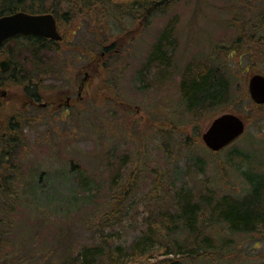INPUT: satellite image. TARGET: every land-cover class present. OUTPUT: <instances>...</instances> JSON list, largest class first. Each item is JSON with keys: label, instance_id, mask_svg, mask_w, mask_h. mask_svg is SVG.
<instances>
[{"label": "rangeland", "instance_id": "rangeland-1", "mask_svg": "<svg viewBox=\"0 0 264 264\" xmlns=\"http://www.w3.org/2000/svg\"><path fill=\"white\" fill-rule=\"evenodd\" d=\"M163 9L152 17H141L145 20L126 16L122 23L111 21L112 29L108 26V31L126 36L120 39L121 51L115 47L114 55L107 60L101 54H107L108 50L94 31L81 24L72 29L60 25L66 36L69 31H77L74 40L69 38L71 43L82 49L86 45L93 47L97 65L83 68L86 57L77 59L81 51H63L58 46L70 71L46 78L42 88L52 91L57 98L62 91L79 84L85 77L83 73L89 71V84L78 95L83 100L72 106L75 112L81 110L84 114L88 100L87 115L79 124L72 121L75 118L54 123L40 118L26 128L30 148L22 153L23 178L31 182V172L37 170L50 173L52 179L39 183L36 176V192L28 193L22 204H13L15 211L11 214L1 211L0 264H62L66 253L76 258L81 249L94 247L101 238L108 239V235L117 244L129 245L145 228L144 219L150 206L172 205L173 194L181 188L192 191L197 199L208 193H213L216 200L226 193L247 192L248 184L241 176L247 166L233 167L227 159L230 149L212 153L196 137L190 141V147L185 146L187 137L193 136V117L182 102L179 87L192 60L222 63L229 75L237 76L234 83L242 89L246 88L252 71L262 73L259 70H264V59L243 60L240 52H233L230 47L246 25L244 21L248 23L249 35L257 32V36H264L260 23L264 0H177ZM162 36H166L164 40ZM159 41L171 62L148 67ZM12 47L4 45L2 51ZM104 87L108 95L100 98L108 100L95 102L96 92ZM8 92L4 101L0 99V106L6 111L15 107L13 100L21 94L22 87L12 86ZM53 96L46 102L53 101ZM6 103H10L8 107ZM200 122L203 133L211 121ZM246 126V136L234 146L250 152L258 147L256 156L264 163V137L258 138L264 136V120L257 119ZM71 159L78 162L79 169L72 170ZM136 168L139 170L136 189L125 204L123 220L108 230L106 218L111 196L118 193L120 185ZM155 179H159L158 185L162 181L163 189L151 192ZM149 193L158 195L152 198ZM210 221L214 223L209 229H215L219 235L228 232L222 225H216L214 219ZM222 239H228L225 255L216 261L194 264H264L263 232ZM162 251L157 247L149 256L154 261Z\"/></svg>", "mask_w": 264, "mask_h": 264}, {"label": "trees", "instance_id": "trees-1", "mask_svg": "<svg viewBox=\"0 0 264 264\" xmlns=\"http://www.w3.org/2000/svg\"><path fill=\"white\" fill-rule=\"evenodd\" d=\"M174 1L177 0H0V16L17 11L34 14L51 12L56 16L61 26L71 29L79 24L87 26L94 31L100 44L108 50V53L105 54L107 60L114 55L115 47L119 49V52L121 51L118 45L121 42L120 39L126 36L123 33L120 36L116 34L119 31H112V33L108 31V26L112 29L111 21L122 23L126 16H132L136 20L149 18L154 13L163 11V8ZM244 23L248 24L246 21ZM260 23L264 29V13L263 16L261 15ZM246 25L230 48L233 52H240L241 59L244 57L264 59V36H257L259 34L257 32L249 35ZM114 36H119V38L112 40ZM165 37H162L163 40ZM11 43H13V51L8 54L12 65L11 74L16 78V86L20 85L23 92L15 96L13 102L16 104L14 108L11 107L10 111H6L0 106V199H2L0 223L2 222L1 211L11 214L12 211H15V206L12 207L13 204H22L21 201L26 200L28 193L36 192L37 187H34L36 176L39 177V183L44 179L45 181L52 179L50 173H39L37 170H32L31 182H29L23 178L20 170L22 153L30 148L25 135L26 128L32 127L34 122L40 118L54 123L55 117L47 110L40 108H36L35 114H30L32 105L26 100L32 96L38 102L50 98L51 94L46 90L42 91L40 85L55 73H64L63 69L67 67L64 59L60 56L59 49L56 50L57 52L55 51L56 56L47 51L52 49L51 41L39 37H16ZM66 47L74 50L81 48L76 44H69ZM170 62V58L167 57V53L159 41L153 48L147 66L153 65V63L169 65ZM213 62L201 59L192 60L182 74L179 87L181 99L193 117L192 126L190 125L193 129V136L187 137V144H185L187 148L190 147V141L195 137H201L200 127L202 124L200 120L210 121L225 111L239 114L245 119L247 125L257 119L264 120V105L254 104L247 89H242L240 84L235 85L234 81L237 76L229 75L227 66L225 67L220 62L217 64ZM259 71L264 73V70ZM3 83L0 80V86ZM106 90L104 87L96 92L95 102L105 103L108 100V97L103 101L100 98L104 94L108 95V90ZM49 92L52 93V91ZM25 101L27 104L22 107L18 106L17 103ZM6 107H8L7 104ZM84 109L86 111L84 114L81 110L77 112L73 110L63 116L62 120L75 118L72 121L79 124L87 115V102ZM262 132L260 130L259 133L262 134ZM158 133H162V131L158 130ZM263 137L258 136V138ZM256 148L258 147L251 148L253 152H250L233 146L228 152L227 159L233 167L242 169L247 166L241 171L243 180L248 184L247 192L242 195L226 193L215 200L213 193H208V195L197 199L196 194L190 190L175 189L172 205L166 206L159 203L150 206L144 219L145 228L129 245L117 244L112 236L108 235V239L101 238L100 243L94 247L81 249L76 258L69 252L66 253L62 264H194L198 261L212 262L218 260L228 251L226 247L228 239L223 240L222 238H233L237 234L264 233V163L259 162L261 159L256 156ZM69 163L72 170L78 164L73 159ZM138 174L139 170L136 168L128 180L120 185L118 193L112 194L108 206V218H106L108 230L114 229V225L123 220V209L128 198L136 189L135 180ZM158 180L155 179L151 184V192L158 188L163 189L162 181L158 185ZM42 187L44 190H48L47 186ZM167 189L172 190L171 186H167ZM157 195L158 193H149L152 198H156ZM210 219H214L216 225H222L228 232L219 235L215 229H209L214 223ZM157 247L163 251L158 253L157 258L153 261L149 254L154 253ZM79 258L80 261L77 262Z\"/></svg>", "mask_w": 264, "mask_h": 264}, {"label": "water", "instance_id": "water-1", "mask_svg": "<svg viewBox=\"0 0 264 264\" xmlns=\"http://www.w3.org/2000/svg\"><path fill=\"white\" fill-rule=\"evenodd\" d=\"M16 35H37L40 37L61 40L57 21L54 15L29 14L17 12L0 18V44ZM3 71L9 69V63H0ZM249 91L257 104H264V76L253 75L249 81ZM5 94V93H4ZM245 124L233 114H224L216 118L204 132L203 140L213 151H220L244 133Z\"/></svg>", "mask_w": 264, "mask_h": 264}, {"label": "flooded vegetation", "instance_id": "flooded-vegetation-1", "mask_svg": "<svg viewBox=\"0 0 264 264\" xmlns=\"http://www.w3.org/2000/svg\"><path fill=\"white\" fill-rule=\"evenodd\" d=\"M90 50H92V47H90ZM94 65H95L94 56H93V53H90L89 56L87 57L86 65L83 68H88V66L94 67ZM88 72H84L83 75L86 76V73H88ZM13 80H14V76H13ZM88 81L89 80H87V78L84 77L79 82V84L77 82L75 84L76 86H73L69 90L63 91L62 94H65L66 97L65 98L63 96L61 97V99L64 98V100L63 99L61 100V102H60L61 105L59 107L60 110H58V111H68L70 109V107H72L76 103V99L78 98V95L80 96V94L85 90L87 84H89ZM90 85L92 86V83H90ZM1 92L2 91H0V93ZM76 92H77V96H75ZM0 97H1V95H0ZM29 100H30L31 104H34V103L41 104L38 101H36L34 96H32ZM44 107H46V106H44Z\"/></svg>", "mask_w": 264, "mask_h": 264}]
</instances>
